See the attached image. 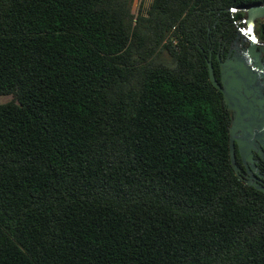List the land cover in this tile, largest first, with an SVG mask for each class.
Segmentation results:
<instances>
[{
  "label": "trees",
  "instance_id": "obj_1",
  "mask_svg": "<svg viewBox=\"0 0 264 264\" xmlns=\"http://www.w3.org/2000/svg\"><path fill=\"white\" fill-rule=\"evenodd\" d=\"M133 2L0 0V264H264L207 67L264 0Z\"/></svg>",
  "mask_w": 264,
  "mask_h": 264
},
{
  "label": "water",
  "instance_id": "obj_2",
  "mask_svg": "<svg viewBox=\"0 0 264 264\" xmlns=\"http://www.w3.org/2000/svg\"><path fill=\"white\" fill-rule=\"evenodd\" d=\"M243 12L244 30L237 35L234 48L232 46L229 49L225 60L220 62L218 58L219 83L214 78L211 64L207 65L209 81L221 93L225 106L231 113L229 155L235 175L239 173L235 161V145L244 158L256 147L257 142L264 144V112L259 88V78L264 74L260 64L263 46L258 44L254 34L255 23L264 21V4L252 6ZM131 14L133 15L132 12ZM248 30L252 31L256 43L249 41ZM245 42L249 46L240 52L239 47ZM247 186L264 195V190L251 184Z\"/></svg>",
  "mask_w": 264,
  "mask_h": 264
},
{
  "label": "flooded vegetation",
  "instance_id": "obj_3",
  "mask_svg": "<svg viewBox=\"0 0 264 264\" xmlns=\"http://www.w3.org/2000/svg\"><path fill=\"white\" fill-rule=\"evenodd\" d=\"M260 22L264 21H257L254 25V34L257 40H260ZM259 44L263 46V54L261 56L262 59L260 61V64L263 67L264 73V44H261L260 41ZM248 46V44L243 43L239 47V51L242 52L243 50L247 49ZM232 48H234V46ZM259 88L261 89L262 110L264 112V74L259 78ZM256 144V147L253 148V150L250 151V154H248L244 158L241 157L239 149L237 145H235V161L236 166L239 170V173L236 176L246 186L247 184H251L264 190V144H261L260 142H257Z\"/></svg>",
  "mask_w": 264,
  "mask_h": 264
},
{
  "label": "rangeland",
  "instance_id": "obj_4",
  "mask_svg": "<svg viewBox=\"0 0 264 264\" xmlns=\"http://www.w3.org/2000/svg\"><path fill=\"white\" fill-rule=\"evenodd\" d=\"M140 4H141V0H134L133 6H132V13H133L134 16L137 15V12L139 10ZM142 4H144V3H142ZM148 4H149V2L145 3L144 7H147ZM11 101H12L11 97L1 98L0 99V104L4 105V104H7V103H9Z\"/></svg>",
  "mask_w": 264,
  "mask_h": 264
},
{
  "label": "built area",
  "instance_id": "obj_5",
  "mask_svg": "<svg viewBox=\"0 0 264 264\" xmlns=\"http://www.w3.org/2000/svg\"><path fill=\"white\" fill-rule=\"evenodd\" d=\"M151 1H152V0H141V4H140V5H143V6H144L145 3H148V2L150 3ZM142 3H144V4H142ZM147 6H148V5H147Z\"/></svg>",
  "mask_w": 264,
  "mask_h": 264
}]
</instances>
